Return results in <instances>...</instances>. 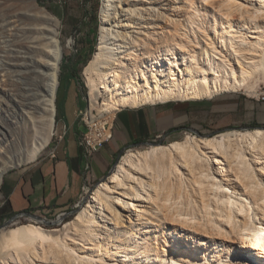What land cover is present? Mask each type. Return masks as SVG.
Returning <instances> with one entry per match:
<instances>
[{
    "label": "bare ground",
    "instance_id": "6f19581e",
    "mask_svg": "<svg viewBox=\"0 0 264 264\" xmlns=\"http://www.w3.org/2000/svg\"><path fill=\"white\" fill-rule=\"evenodd\" d=\"M7 1L0 187L50 144L64 59L60 19L39 0ZM104 3L84 72L91 107L104 98L99 124L127 108L248 94L264 82V0ZM185 139L126 154L63 228L8 229L0 264H264V130ZM233 246L234 260L222 253Z\"/></svg>",
    "mask_w": 264,
    "mask_h": 264
},
{
    "label": "rangeland",
    "instance_id": "374dc122",
    "mask_svg": "<svg viewBox=\"0 0 264 264\" xmlns=\"http://www.w3.org/2000/svg\"><path fill=\"white\" fill-rule=\"evenodd\" d=\"M42 7L47 8L54 16L62 22L60 29V41L64 47V59L60 72V86L56 97L57 113L55 118V128L50 144L39 155L42 159L58 145L62 139L77 137L80 146L83 148V160L85 149L82 146L83 136L86 133V125L82 121V112L90 110V96L84 72L97 51L101 37L102 12L104 0H39ZM7 3H13L8 0ZM13 4L10 5V7ZM5 4L0 6V17H5L8 10H2ZM252 93H224L212 99L187 102H171L182 106L178 113L179 123L173 125L166 133L156 136L151 142L161 145H171L174 142L185 141L188 136L213 137L234 130H264V82L255 85ZM259 93V95H258ZM256 94V95H255ZM234 101L233 105L223 108L216 107L217 102ZM100 104L93 108L94 112L107 114L102 105L104 98L99 100ZM118 113V112H117ZM110 114L115 121L116 115ZM4 118L0 117L2 123ZM0 123V125H2ZM150 148L149 145H135L125 150H118L115 143H110L98 152L94 159L104 151L109 159H102V167L107 168L106 175L102 179L85 180L84 187H89V193H93L99 183L106 181L114 172L113 167L119 164L122 158L129 152L137 153ZM85 163V161H84ZM31 164V163H29ZM29 164H24L18 168L10 169L4 175L3 183L0 187V227L12 219L16 214L8 207V202L3 194V186L7 177L14 171ZM117 168V166H116ZM116 170V169H115ZM92 174V169H91ZM82 191L79 201L70 209L58 213L54 212H31L49 222H57L55 225L37 222L31 219L22 218L14 226L4 229L1 237L5 236L8 229L18 225L36 224L47 229L63 228L66 223L74 221L81 206L88 202L90 194ZM84 197V201H82ZM78 210L75 214L64 216L72 210ZM39 223V224H38ZM163 250V239L157 241ZM238 248V247H237ZM222 249V248H221ZM236 246L224 250L225 257H234ZM234 260V258H232Z\"/></svg>",
    "mask_w": 264,
    "mask_h": 264
},
{
    "label": "crops",
    "instance_id": "0c3cea01",
    "mask_svg": "<svg viewBox=\"0 0 264 264\" xmlns=\"http://www.w3.org/2000/svg\"><path fill=\"white\" fill-rule=\"evenodd\" d=\"M221 100L216 107L233 105ZM182 106L166 103L127 108L117 113L114 138L118 150L151 142L179 123ZM108 143L107 145H109ZM106 145V146H107ZM92 166L91 180L102 179L107 168L102 159H109L102 151ZM85 184L83 148L79 138L70 136L55 146L48 156L12 172L4 182L3 194L9 209L15 213L54 212L72 208L80 199Z\"/></svg>",
    "mask_w": 264,
    "mask_h": 264
},
{
    "label": "built area",
    "instance_id": "2783aa9c",
    "mask_svg": "<svg viewBox=\"0 0 264 264\" xmlns=\"http://www.w3.org/2000/svg\"><path fill=\"white\" fill-rule=\"evenodd\" d=\"M99 112H94L93 108H90V110L81 113L82 121L86 125L82 146L85 149L84 174L87 181L91 178L92 159L114 138L115 121L111 119L107 124H99ZM83 190L87 194L90 188L86 186L83 187Z\"/></svg>",
    "mask_w": 264,
    "mask_h": 264
},
{
    "label": "water",
    "instance_id": "95a60500",
    "mask_svg": "<svg viewBox=\"0 0 264 264\" xmlns=\"http://www.w3.org/2000/svg\"><path fill=\"white\" fill-rule=\"evenodd\" d=\"M142 145H156L155 142H148V143H144ZM116 166H117V163L116 165L113 167L112 169V172L115 171L116 169ZM78 210H72L70 213H66L64 216H67V215H70V214H75ZM22 217H25V218H31V219H38V220H41V217L31 213V212H24V213H19V214H16L12 219H10L8 222H6L5 224H3L1 227H0V230L3 229V228H6L8 227L13 221L17 220L18 218H22ZM57 222H49L47 221L46 224H48L49 226L50 225H55Z\"/></svg>",
    "mask_w": 264,
    "mask_h": 264
},
{
    "label": "trees",
    "instance_id": "16d2710c",
    "mask_svg": "<svg viewBox=\"0 0 264 264\" xmlns=\"http://www.w3.org/2000/svg\"><path fill=\"white\" fill-rule=\"evenodd\" d=\"M15 213H13L12 215H14Z\"/></svg>",
    "mask_w": 264,
    "mask_h": 264
}]
</instances>
